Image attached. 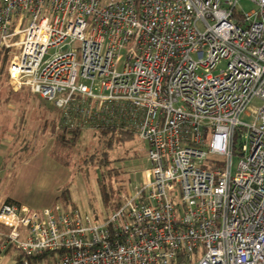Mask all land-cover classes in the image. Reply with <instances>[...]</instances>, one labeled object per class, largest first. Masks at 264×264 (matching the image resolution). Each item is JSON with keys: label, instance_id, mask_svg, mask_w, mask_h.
<instances>
[{"label": "built area", "instance_id": "obj_1", "mask_svg": "<svg viewBox=\"0 0 264 264\" xmlns=\"http://www.w3.org/2000/svg\"><path fill=\"white\" fill-rule=\"evenodd\" d=\"M239 1L0 0L13 89L82 100L83 128L126 120L151 164L111 214L4 203L2 249L22 264H264V0Z\"/></svg>", "mask_w": 264, "mask_h": 264}, {"label": "rangeland", "instance_id": "obj_2", "mask_svg": "<svg viewBox=\"0 0 264 264\" xmlns=\"http://www.w3.org/2000/svg\"><path fill=\"white\" fill-rule=\"evenodd\" d=\"M256 8V5L248 0H240L237 5L238 11L246 13L252 12ZM201 29L203 30L204 28ZM56 52L57 50H51L47 56V59L50 58V55ZM13 53L10 54L9 52L8 69L11 61L14 58ZM0 81V100H10V103L5 102V104L10 105H18L17 101L19 102V98L27 100L26 102H29V104H27L29 108L32 109V107H34V109L30 110V112L33 111L35 112V115L37 114L36 117H38V119L35 121V123H38L39 125L37 129L35 123H32V129L35 131V136L32 138V141L29 142L24 140V143H22L20 140V146L26 148L25 145H28L30 150H25L23 153L21 152L19 158H17V161H19L20 165H17L16 175H14L11 184H7V188L10 187V190H13L18 184L17 176H19L18 174L21 171V166L25 162H42L46 165L44 168L49 167L45 173H52L55 175V181L58 184L56 192L54 190V186L43 179L38 180L36 177H32L31 179H21L22 182L27 181L28 184H30L28 187L24 186L25 194L21 195L23 198L21 201L23 202V205L28 206L33 211L40 212L44 210L45 207L51 206L53 204H59L68 210L73 208V204H77L78 206H82L87 210L102 212L103 215H107L108 213H106V210L102 205L98 185V176L102 171H105V167L100 165V160L103 156V152H105L106 149L103 142H101V135L96 130L95 126L90 125V129H85L81 135L80 142L77 144H60L58 142L57 135L60 128L61 110L59 109L60 111H58L53 103L43 100L40 97L32 99L33 96L27 91H16L17 95H15L13 92L15 91L13 89L14 87H12L8 75L1 78ZM40 103L56 112H53L50 115H44L41 110L36 108ZM30 112L29 120L31 114ZM251 113L253 112L251 111ZM32 115L33 113L31 116ZM57 117L59 118V121ZM16 119H18V123L16 122ZM20 120L21 117H19V115H17L16 118L13 116L12 118H9L2 112V110H0V121L5 126H12L14 123L20 125ZM241 121L251 124L254 122V117H252L250 114L243 113L241 116ZM55 124L57 125L54 126ZM29 127L30 125L28 123L27 128ZM27 133L28 132L26 131L24 134H22V136L25 137L24 139H26ZM148 149V141L141 140L139 137H137L134 141L116 143L109 154V163H111L109 168H122L126 172V174L124 173L123 176L125 183L127 182L126 179H129L131 176L133 178L134 184L138 185V181L142 179L144 172L148 171L151 167L148 158ZM45 156H47L50 160H45ZM239 162L240 157L238 155H234L233 172H236ZM9 164L10 165L8 168L10 170V167L12 166L11 163ZM9 170L4 169L5 173ZM141 183H139V185ZM65 188H67L69 191L68 197L71 201L68 205H65V201L61 196V193ZM1 231L5 234H0V248H2L6 240L4 235H8L9 229L0 225V232ZM20 255L21 252L16 247L9 252H0L1 264H22L21 261H19Z\"/></svg>", "mask_w": 264, "mask_h": 264}, {"label": "trees", "instance_id": "obj_3", "mask_svg": "<svg viewBox=\"0 0 264 264\" xmlns=\"http://www.w3.org/2000/svg\"><path fill=\"white\" fill-rule=\"evenodd\" d=\"M8 65H9V52L7 49H0V80L1 78L8 75ZM1 85V81H0ZM41 98V97H40ZM43 99V98H42ZM44 100V99H43ZM80 100V99H79ZM56 107V106H55ZM36 108L41 110L44 115H50L53 113V109H49L45 107L43 104H39ZM57 108V107H56ZM89 109V105L85 104L82 100L81 102H75L71 104L67 109L63 110L65 113L60 112L61 118H60V128L58 130V142L63 145H72L77 144L80 142L81 135L84 132L83 125L85 122L92 119L85 118L83 116H86L85 109ZM58 109V108H57ZM109 111L105 112L104 115L107 118H111V112H115L114 115L118 116V109L116 106L112 105L109 109ZM58 111H60L58 109ZM95 112H98V108H94ZM35 115V112H33V116ZM103 115V116H104ZM37 116V114L35 115ZM70 117V119H67ZM87 117V116H86ZM111 120V119H110ZM109 120V121H110ZM29 111H25L21 114V120H20V127H23L22 134H24L27 131V124L29 123ZM126 120L122 121L121 123H118V120L114 118V120L110 121L109 125H104L102 121H98L95 126L96 130L101 135V142H103L104 147L106 149L105 152H103V156L100 160V165L105 167V171H102L98 176V185L102 200V205L104 209L106 210V213L111 214L117 210H119L121 206L120 196L123 193H126L128 191L127 186L129 188V179L123 178L124 173L126 172L122 168H109L110 160H109V154L110 151L113 149V146L116 143H122L125 141H134L138 136L136 133V129L130 127L129 125H125ZM45 130V129H44ZM25 137L21 135L20 140L22 143H24ZM20 141V142H21ZM25 150H30L28 145H25ZM34 149V148H33ZM32 150V149H31ZM29 152V151H28ZM127 185V186H126ZM68 189H63L61 196L63 197V200L65 201V205H68L71 201L68 197ZM8 204H12L11 201L7 202ZM15 203V202H14ZM13 203V204H14ZM19 204V203H17ZM57 205V204H56ZM55 206V205H54ZM77 204H73V208H77ZM65 209V208H64ZM70 209V210H72ZM68 210V209H67ZM15 246L8 248V251L14 249ZM45 256H39V257H30L28 260L31 264H38L39 261H42ZM24 260V256L21 254L19 261L21 263Z\"/></svg>", "mask_w": 264, "mask_h": 264}, {"label": "crops", "instance_id": "obj_4", "mask_svg": "<svg viewBox=\"0 0 264 264\" xmlns=\"http://www.w3.org/2000/svg\"><path fill=\"white\" fill-rule=\"evenodd\" d=\"M13 92L15 95H17L16 91H13ZM18 98H19V95H18ZM9 101L10 100H5V101L0 100V110H2V112L4 114H6V116L9 118H12V116L14 118H16L17 115H19V117H21V114L23 112H25V111L30 112V110L34 109V107H32V109L29 108V106L27 105V104H29V102H26L27 100H25V99L19 98V102L17 101L18 105L5 104V102L10 103ZM53 112H56V111L53 110ZM60 112L62 113L61 114L62 116H63V113H65L63 110H61ZM30 113L32 114L33 111ZM31 114H30L29 125L32 127V125H33L32 123H35V121L38 119V117L33 116V115L31 116ZM17 120L18 119H16V122H17ZM58 121H59V118H58ZM17 123H14L12 126L11 125L5 126L0 121V164H1L0 207L4 203H7L8 201H11L12 203L15 202L14 204H17V203L23 204V202H21L23 200L21 195L25 194L24 186L28 187V186H30V184H28L27 181L22 182L21 179H31L32 177H36V179H38V180L43 179L46 182H48L49 184L54 186L55 192H56V188L58 187V184L55 181V175H53L52 173H45V171H47V168H49V167L44 168V166H46L45 163H42V162L30 163V161H27L21 166V171L18 174L19 176H17L18 184L15 186V188L13 190L12 189L10 190L9 185L11 184L14 175H16V168H17V165L19 164V161H17V158H19V155L21 154V152L23 153L25 151V148L20 146V137L22 135L23 127L21 128L19 125H17ZM53 124H54V122H53ZM35 125L37 126V129H38V126H39L38 123H35ZM56 125L57 124H55L54 126H56ZM87 128H84V129H87ZM27 131H28V128H27ZM46 159L50 160L47 156H45V160ZM9 163H11V166H12V167H10L11 168L10 170L8 168V166L10 165ZM38 166H40V167H38ZM4 169H8L9 171L5 173ZM148 171L144 172V174L142 175V179L140 181H138V184L149 178V174H148L149 172ZM129 180H130L129 184L134 186L135 184H134L133 178L131 176H130ZM7 184H9L8 185L9 188H7ZM54 205H56V204H53V205L45 207V208H50V207H53ZM0 234H5V233L1 231ZM4 251L9 252L8 248L7 249L0 248V252H4ZM0 264H1V259H0Z\"/></svg>", "mask_w": 264, "mask_h": 264}]
</instances>
